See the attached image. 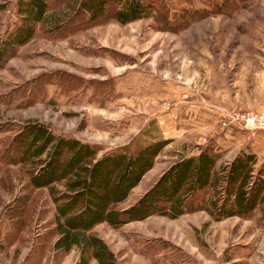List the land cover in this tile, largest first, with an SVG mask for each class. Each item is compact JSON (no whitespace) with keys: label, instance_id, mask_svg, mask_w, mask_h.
<instances>
[{"label":"rangeland","instance_id":"obj_1","mask_svg":"<svg viewBox=\"0 0 264 264\" xmlns=\"http://www.w3.org/2000/svg\"><path fill=\"white\" fill-rule=\"evenodd\" d=\"M79 2L48 0L45 24L0 64V264L79 258L75 245L53 251L54 203L47 187L28 184L30 163L6 161L26 122L98 144L100 153L167 138L121 206L206 142L219 147V162L242 150L256 154L255 166L264 162V127L233 119L264 114V0H144L148 15L125 23L111 10L90 20ZM19 21L16 0H0V42ZM91 232L118 264H264V201L244 216L198 209L101 222Z\"/></svg>","mask_w":264,"mask_h":264},{"label":"trees","instance_id":"obj_2","mask_svg":"<svg viewBox=\"0 0 264 264\" xmlns=\"http://www.w3.org/2000/svg\"><path fill=\"white\" fill-rule=\"evenodd\" d=\"M148 6L144 0L79 2L90 20L111 10V16L122 23L147 16ZM16 8L20 21L0 42V64L33 36L38 23L45 24L51 7L48 0H16ZM60 23L49 21V29ZM168 141L158 137L100 153L98 144L55 134L45 124L30 121L14 134L4 153L7 162L30 163L27 182L31 187L45 186L50 191L56 233L53 248L77 246V264H88L91 258L98 264H118L106 242L91 232L96 224L119 226L152 214L177 217L198 209L216 219L244 216L264 201V162L255 166L256 154L246 150L219 162V147L206 142L196 153L172 161L135 201L121 206ZM56 183L61 188L56 189Z\"/></svg>","mask_w":264,"mask_h":264},{"label":"built area","instance_id":"obj_3","mask_svg":"<svg viewBox=\"0 0 264 264\" xmlns=\"http://www.w3.org/2000/svg\"><path fill=\"white\" fill-rule=\"evenodd\" d=\"M237 124H241L246 127L261 126L264 127V114H260L253 110L238 113L237 117H233ZM224 123H226L224 121Z\"/></svg>","mask_w":264,"mask_h":264},{"label":"crops","instance_id":"obj_4","mask_svg":"<svg viewBox=\"0 0 264 264\" xmlns=\"http://www.w3.org/2000/svg\"><path fill=\"white\" fill-rule=\"evenodd\" d=\"M55 239V238H54ZM54 239H53V241H54ZM53 241H52V243H53ZM52 246V245H51ZM52 248H53V246H52ZM39 251V250H38ZM53 251L54 252H58V251H61L62 253H64V254H66V252H67V250H64V249H60V248H57V249H55V248H53ZM40 252V251H39ZM76 260V259H75ZM78 260V259H77ZM77 260H76V262H77ZM76 262H74V264H77ZM68 263V260H67V257H64V260H62L61 261V263H57V264H67ZM7 264H9L8 262H7ZM15 264H20V263H15ZM21 264H50V263H47V262H43V261H34V262H21ZM53 264H55V263H53Z\"/></svg>","mask_w":264,"mask_h":264}]
</instances>
